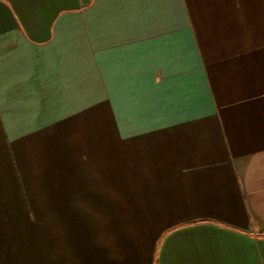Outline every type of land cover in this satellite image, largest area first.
<instances>
[{"label": "crops", "instance_id": "0c3cea01", "mask_svg": "<svg viewBox=\"0 0 264 264\" xmlns=\"http://www.w3.org/2000/svg\"><path fill=\"white\" fill-rule=\"evenodd\" d=\"M264 0H0V264H264Z\"/></svg>", "mask_w": 264, "mask_h": 264}, {"label": "trees", "instance_id": "16d2710c", "mask_svg": "<svg viewBox=\"0 0 264 264\" xmlns=\"http://www.w3.org/2000/svg\"><path fill=\"white\" fill-rule=\"evenodd\" d=\"M256 238H264V233H260V234L256 235Z\"/></svg>", "mask_w": 264, "mask_h": 264}]
</instances>
